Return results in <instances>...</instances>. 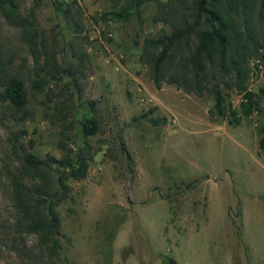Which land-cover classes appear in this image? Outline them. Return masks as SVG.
<instances>
[{"label": "rangeland", "instance_id": "1", "mask_svg": "<svg viewBox=\"0 0 264 264\" xmlns=\"http://www.w3.org/2000/svg\"><path fill=\"white\" fill-rule=\"evenodd\" d=\"M62 1L72 5L80 32L54 0H14V9L33 16L49 43L63 45L62 51L56 46L60 63L63 55L76 61L72 41L83 51L78 92L65 86L66 76L52 79L45 92H34L32 55L19 37L21 27L0 13L1 54L21 71L32 112L16 122L3 116L0 101V264H38L36 234L14 228L11 178L24 148L40 156L61 154L59 126L44 115L65 97L53 94L61 88L72 97L73 145L81 143L79 117L94 115L99 127L88 137L94 153L86 176L68 179L73 199L58 205L57 264H167L166 256L176 264H264V149L258 145L264 96L263 109L246 116L240 112L241 94L232 90L226 101L241 114L240 123L213 119L210 95L170 83L156 88L140 61L143 38L162 26L168 29L152 20L154 1L143 4L142 22L136 16L94 21L92 15L113 7L111 0ZM255 61L248 86L258 91L264 86V62L256 66ZM151 108L166 122L130 123ZM194 179V186H186Z\"/></svg>", "mask_w": 264, "mask_h": 264}, {"label": "trees", "instance_id": "2", "mask_svg": "<svg viewBox=\"0 0 264 264\" xmlns=\"http://www.w3.org/2000/svg\"><path fill=\"white\" fill-rule=\"evenodd\" d=\"M111 1L113 7L99 15H92L94 21L136 16L142 22L143 4L154 1L152 20L168 26V29L162 26L158 32L146 35L139 53V59L146 65L156 88L170 83L187 93L210 95L213 103L208 108L209 116L213 119L225 118L231 124L240 123L241 114L247 116L263 109L260 100L264 96V86L255 91L248 86V79L252 70L251 61L256 60V66L257 62H264V0ZM54 4L57 11L74 21L75 29L80 32V22L73 13L72 5L62 0H54ZM15 6L14 0H0V13L11 24L21 27L19 37L32 55L31 72L34 76L29 77L30 87L35 93L45 92L52 79L58 81L66 76L68 83L65 86L72 87L73 92L80 91L83 51H78L76 42L72 41L70 46L76 61H66L63 55L60 63L56 58L57 48L62 51L63 45L49 43L36 26L34 17L19 14ZM1 52L0 46L3 116L9 115L16 122L24 121L32 115L28 108L25 79L21 71L12 68V60L3 58ZM232 90L241 94V114L230 101H226ZM66 93L64 88L59 89L53 94L65 97L55 100L46 92V98L55 101L52 111H44L45 117L59 126L57 144L61 154L40 156L31 148H24L11 178L14 228L17 232L36 234L38 252L35 258L38 257V264H57L59 261L62 232L58 205L73 199L68 179L86 176L94 153L88 137L95 134L99 127L94 115L79 117L77 133L81 143L77 147L73 145L75 120L69 110L72 109V97L68 93L66 96ZM142 119L155 125L167 120L165 115H154L151 108L134 115L130 123ZM259 132L258 145L264 149V123L259 126ZM126 155L130 162L127 151ZM196 182L197 179H194L186 186H194ZM165 260L167 264H176L172 256H166Z\"/></svg>", "mask_w": 264, "mask_h": 264}]
</instances>
